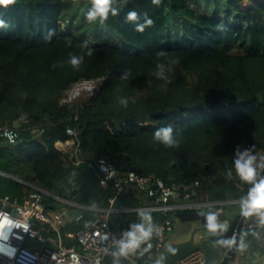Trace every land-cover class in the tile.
<instances>
[{"label":"trees","instance_id":"trees-1","mask_svg":"<svg viewBox=\"0 0 264 264\" xmlns=\"http://www.w3.org/2000/svg\"><path fill=\"white\" fill-rule=\"evenodd\" d=\"M91 7V0L0 6L8 25L0 27V126L22 129L13 144L0 139V171L10 174L0 173V195L22 198L30 190L17 177L91 206L69 222L67 229L75 231L90 225L99 214L93 206H108L115 193L112 181L99 184L95 159L104 158L120 173L153 174L175 186L180 193L172 198L189 193L223 202L215 206L221 212L225 201L246 198L251 185L240 181L233 161L237 150L264 155V0H112L119 14L110 13L102 25L119 35L118 42L90 40L76 30L74 20L87 22ZM129 11L137 12L135 22L127 21ZM174 17L184 23L181 32L174 30ZM146 18L153 25L137 32ZM71 55L83 57L78 71L68 63ZM157 64L167 79H157ZM83 80L97 82L94 94L66 100ZM67 127L77 131L79 151L72 158L55 146L71 139ZM164 127L172 128L170 146L154 138ZM71 180L75 189H69ZM145 200L153 205L155 196L132 183L114 205L135 208ZM164 217L158 210H127L117 212L114 223L130 231ZM59 230L63 235L66 228ZM253 232L246 228L245 238ZM137 263L157 264L144 252Z\"/></svg>","mask_w":264,"mask_h":264},{"label":"built area","instance_id":"built-area-1","mask_svg":"<svg viewBox=\"0 0 264 264\" xmlns=\"http://www.w3.org/2000/svg\"><path fill=\"white\" fill-rule=\"evenodd\" d=\"M88 82L86 88L90 90L91 95L97 89V86L91 80H83ZM66 99V98H65ZM72 98L69 97L68 100ZM67 100V99H66ZM66 133L70 135L75 144L77 139V131L72 127L66 128ZM22 135V129L17 126H0V139L8 144L15 143ZM79 149L75 152H78ZM96 167L98 170L99 184L106 186L112 181L115 190L114 195L109 196V205L103 208L107 212L118 210L114 205L116 197L124 192L130 184L134 183L137 188L147 195L155 196V203L147 208L139 210H158L165 217L158 222L148 226L151 228V236L149 239L141 242L134 250L139 253H146L151 259H156L160 253L166 233L171 224L170 213L179 209H202V206H213L219 204L218 201H205L196 203L176 204L171 201L173 196L180 193V190L173 185H167L165 182L153 174L144 176L135 171L120 173L114 164L108 162L104 158H97ZM1 174L10 175L0 171ZM16 179L30 186V190L23 195L22 198L11 197L8 194L0 195V215H6L13 221L4 229V235L7 241L0 240V245L10 244L15 248V255L9 258L7 255L0 253V264H114L115 260H108L107 257L112 255L115 249L120 246L122 240H126V229L114 230L109 226V222L105 217L96 218L90 225L80 227L70 232L77 243L72 245H62L53 234H57L66 216L65 207L62 204L70 206H80L73 199L62 197L52 192H48L35 184L27 181ZM198 181L194 182L197 185ZM77 185L75 180H71L70 188L74 189ZM179 190V192H177ZM45 196H49L60 204L57 207L50 208L46 206ZM185 196H189L186 193ZM235 201V200H231ZM84 207H91L84 205ZM82 212L74 217L79 220ZM222 229L216 232L221 233L231 225L229 217H220L216 219ZM252 223L243 224L242 231L239 233L240 242L245 239L244 230L251 228ZM236 235V231L232 233L229 242ZM35 240L37 247L31 245L28 241ZM231 244V243H230ZM151 245V247H149ZM262 259L264 261V244L262 249ZM206 259L205 251L201 248L194 249L186 253L178 259V264H204ZM231 264H254L248 261L235 260Z\"/></svg>","mask_w":264,"mask_h":264},{"label":"clouds","instance_id":"clouds-1","mask_svg":"<svg viewBox=\"0 0 264 264\" xmlns=\"http://www.w3.org/2000/svg\"><path fill=\"white\" fill-rule=\"evenodd\" d=\"M152 2L154 4H159L160 0H152ZM13 3H15V0H0V6L3 7H7L9 4ZM91 3L92 7L85 14V19L90 24L95 23L98 19L99 22L103 24L108 20L110 13L112 16H117L119 14V9L112 7V0H91ZM145 16H147L146 13ZM137 18L138 14L136 11H129L127 13V21L135 22ZM153 23L154 22L152 19L146 18L144 24H136L135 30L137 32L143 33L145 27H151ZM7 26L8 25L6 24V22L0 19V27L7 28ZM88 55H92L91 50H89ZM82 62L83 57L76 55H71L68 61L73 69L77 71L79 70V66L82 64ZM156 67L158 69V71L156 72L157 79H167L164 73V66L162 64H157ZM119 103L122 106L127 107L128 101L124 98H121ZM154 138L161 141L166 146H170L173 143L172 128L164 127L157 130L154 133ZM233 165L235 173L239 177L240 181L251 185L248 190L247 197L242 198L241 200V215L245 217L257 215L260 218L261 224L264 225V176L260 175V172H264V155L255 154L252 148H248L243 151L237 150ZM229 175H231V173H229ZM54 203H56L57 205L60 204V202L53 199V203H46V206L50 208H54V206L57 207V205H55ZM84 205L85 204H82L78 207L84 208ZM216 219L217 217L215 213H209L207 215V227L211 232H216L218 229L223 228L222 225H219L216 222ZM12 223L13 221L10 220L6 215H0V240L7 241L8 238L4 235V229L6 226L11 225ZM150 236L151 228L146 229L143 224L133 225L132 230L126 233L127 239L122 240L120 243V255L126 256L129 250H134L139 246L141 242L149 239ZM232 242L234 241H230L229 243ZM149 247H151V245H149ZM0 253L7 255L9 258H12L15 255V248L10 244L0 245ZM114 264H119V259L114 261Z\"/></svg>","mask_w":264,"mask_h":264},{"label":"crops","instance_id":"crops-1","mask_svg":"<svg viewBox=\"0 0 264 264\" xmlns=\"http://www.w3.org/2000/svg\"><path fill=\"white\" fill-rule=\"evenodd\" d=\"M55 146L60 149L63 153H68L69 157L72 158L74 151H75V145L73 144V140L72 139H68L66 141H56L55 142ZM260 153V151L256 152L255 154ZM261 155V154H258ZM128 187H132V184H130ZM171 201L176 203V204H182V203H196V202H205L208 201L207 199H193L190 196H184L183 198H179V197H175V198H171ZM230 201H225L224 204L226 205L225 209L221 212V210H219L218 208H216V205H211V206H202V210H205V212L207 213V215L209 213H215L217 218L220 217H226V216H230L229 218L232 220V218L235 216L236 213L241 212L240 211V206H241V201H234L232 202ZM235 202H237V204H234ZM144 203H147V205H141L135 208H120L117 207L118 210L112 211V212H107L106 210H104L103 208H105L106 206H93L94 208L98 209L99 214L97 216L98 217H105L108 222H109V226L114 229L117 230L120 227V224L118 222L114 223L115 219H116V214L117 212H121V211H127V210H139V209H144L147 208L149 206H151L150 203H148L147 200L144 201ZM223 203V202H219ZM55 205H57L56 203H54ZM58 206V205H57ZM61 206L65 207V210L68 209H73L75 208V206H70V205H65L62 204ZM216 206V207H215ZM230 206L232 208V211L229 213L230 211ZM55 207V206H54ZM78 207V206H76ZM222 208V207H221ZM64 210V211H65ZM192 211V209H179V210H174L172 211L170 214V217L175 213V212H179V211ZM196 210H200V209H196ZM234 210V212H233ZM225 214V215H223ZM223 215V216H222ZM66 218L63 221V224L61 225L60 229L66 228L64 234H60V230L58 231L57 234H53L54 237L60 241V243L62 245H72L74 244V239L72 237H69V234L71 229H67L69 227V222H71V220L74 219H69V217L65 214ZM248 223H252L254 226L251 227V229L254 231L252 233V235L248 238H245L241 244L236 248V252L234 253V255L231 257L230 261L228 264H231L233 261L235 260H242V261H248L254 264H264L263 261V257L261 255L262 253V249H263V244H264V225L261 224L260 222V218L257 215H252V216H248L246 217L245 223L244 224H248ZM200 226L199 221L196 220H181L179 218H177L176 216L171 217V224L170 227L168 228V231L166 233V238L167 240H175V241H180L181 239L185 238L188 236L190 229L192 227H198ZM199 236V234L197 235ZM31 245H33L34 247L38 246L37 241L35 240H29L28 241ZM138 256V255H137ZM137 256H132L129 253H127L126 256H122L120 255V249L116 248L114 253L110 256L107 257L108 260H117L119 259V264H138L137 263Z\"/></svg>","mask_w":264,"mask_h":264},{"label":"water","instance_id":"water-1","mask_svg":"<svg viewBox=\"0 0 264 264\" xmlns=\"http://www.w3.org/2000/svg\"><path fill=\"white\" fill-rule=\"evenodd\" d=\"M81 212V207L65 210V214L69 219H73ZM173 216L184 221H199L200 226L192 227L188 236L180 241L167 240L165 237L164 245L160 253L156 256L157 264H178L180 257L197 248L205 251L206 259L204 264H228L236 252V248L241 244L239 233H241L242 226L246 220V217L241 215V212L235 214L231 220L230 227L221 233L209 231L205 210L179 211L175 212L171 217ZM234 231H236V235L232 239L234 242L230 244L229 238ZM198 234L199 236H197ZM117 248L120 249V246ZM127 253L132 256L138 255L135 250H129Z\"/></svg>","mask_w":264,"mask_h":264},{"label":"rangeland","instance_id":"rangeland-1","mask_svg":"<svg viewBox=\"0 0 264 264\" xmlns=\"http://www.w3.org/2000/svg\"><path fill=\"white\" fill-rule=\"evenodd\" d=\"M172 24L174 27L175 32H181L182 30H184V23L182 21V19L179 18H172ZM74 26L76 27V30L78 32H87V38H89L90 40H110V41H119L120 37L117 33H115L114 31H112L111 29L107 28L106 26L100 24L99 25V29L95 30L93 28H90L91 25L90 23L84 22L81 19V16H78L77 19L74 20ZM105 32H109V34H107V36L105 35ZM96 86H98L97 82H93ZM86 85H88V82H79L76 83L73 87H71L65 95V98L68 100L69 97H71V101L72 100H78V101H82V100H86L90 97L91 92L90 90H88L86 88ZM263 155V152L260 151V153Z\"/></svg>","mask_w":264,"mask_h":264},{"label":"bare ground","instance_id":"bare-ground-1","mask_svg":"<svg viewBox=\"0 0 264 264\" xmlns=\"http://www.w3.org/2000/svg\"><path fill=\"white\" fill-rule=\"evenodd\" d=\"M65 213V212H64Z\"/></svg>","mask_w":264,"mask_h":264}]
</instances>
